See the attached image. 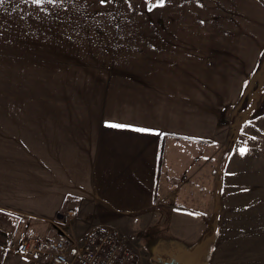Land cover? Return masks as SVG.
Instances as JSON below:
<instances>
[{
  "label": "crops",
  "instance_id": "obj_1",
  "mask_svg": "<svg viewBox=\"0 0 264 264\" xmlns=\"http://www.w3.org/2000/svg\"><path fill=\"white\" fill-rule=\"evenodd\" d=\"M158 3L105 4L131 14L101 38L123 59L102 86L76 96L75 111L49 97L0 106L1 215L62 219L67 207L102 223L127 215L149 226L172 215L168 229L180 242L201 237L224 183L237 121L228 110L264 53V0Z\"/></svg>",
  "mask_w": 264,
  "mask_h": 264
},
{
  "label": "rangeland",
  "instance_id": "obj_2",
  "mask_svg": "<svg viewBox=\"0 0 264 264\" xmlns=\"http://www.w3.org/2000/svg\"><path fill=\"white\" fill-rule=\"evenodd\" d=\"M105 4L100 0H64L63 4L34 5L31 0H5L0 9L3 110L9 109L5 102L10 98H51L75 111L76 96L89 94L90 86L104 84L111 65L123 57L110 53L101 38L105 32L120 31L123 25L118 22L131 15L124 7L108 8ZM132 8L137 9L138 5ZM241 95L240 103L228 110V115L236 113L233 121H237L228 136L227 161L222 158L223 166L226 164L221 171L224 183L207 225L208 228L213 224L214 229L211 237L195 250L193 263L264 264V53ZM242 148L247 149L243 155ZM87 205L86 211L90 202ZM3 211L0 254L7 257L5 264L39 262L55 237L64 233L79 235L93 226H110L121 238L133 243L140 254L137 264H161L155 260L154 252L169 256L191 248L207 231L206 228L197 240L185 239L188 243L184 245L168 229V224L178 218L172 215L161 216L149 226L150 222L142 223L127 215H116V222L111 224L102 223L97 220L98 215L67 207L61 210L62 219L59 216L51 220ZM59 223L64 231L55 226ZM28 238L39 245L34 262L18 252L20 243Z\"/></svg>",
  "mask_w": 264,
  "mask_h": 264
},
{
  "label": "built area",
  "instance_id": "obj_3",
  "mask_svg": "<svg viewBox=\"0 0 264 264\" xmlns=\"http://www.w3.org/2000/svg\"><path fill=\"white\" fill-rule=\"evenodd\" d=\"M18 252L34 262L39 245L34 239H24ZM138 258L137 247L115 229L93 226L79 235L55 237L37 264H137Z\"/></svg>",
  "mask_w": 264,
  "mask_h": 264
},
{
  "label": "water",
  "instance_id": "obj_4",
  "mask_svg": "<svg viewBox=\"0 0 264 264\" xmlns=\"http://www.w3.org/2000/svg\"><path fill=\"white\" fill-rule=\"evenodd\" d=\"M213 232V231H212ZM211 237V234L208 235L206 238L203 240L199 241L196 243L193 247L191 248H186L180 251H177L173 254H170L169 256H162L161 254L154 252V258L157 262L161 264H197L193 263L191 261V258L195 252V250L206 240H208Z\"/></svg>",
  "mask_w": 264,
  "mask_h": 264
},
{
  "label": "snow or ice",
  "instance_id": "obj_5",
  "mask_svg": "<svg viewBox=\"0 0 264 264\" xmlns=\"http://www.w3.org/2000/svg\"><path fill=\"white\" fill-rule=\"evenodd\" d=\"M31 2L34 4V5H43V4H52V5H55V4H63L64 3V0H31ZM113 2V0H100V3L101 4H105V3H111ZM5 3V0H0V9H2L3 7V4ZM164 3V0H159V3L158 4H153L152 6L153 7H157V6H162ZM151 10V9H149ZM110 127H124V125H108ZM137 131H148L146 129H137ZM247 151V149H241L240 152H241V155H243L245 152Z\"/></svg>",
  "mask_w": 264,
  "mask_h": 264
},
{
  "label": "trees",
  "instance_id": "obj_6",
  "mask_svg": "<svg viewBox=\"0 0 264 264\" xmlns=\"http://www.w3.org/2000/svg\"><path fill=\"white\" fill-rule=\"evenodd\" d=\"M211 227V228H210ZM211 229V230H210ZM213 224H212V226H208V228H207V231L204 233V235L202 236V238L199 240V241H201V240H203L204 238H206L208 235H210L211 233H212V231H213Z\"/></svg>",
  "mask_w": 264,
  "mask_h": 264
}]
</instances>
